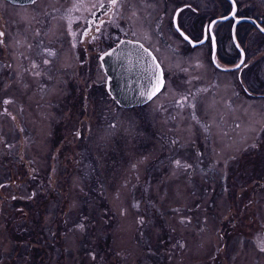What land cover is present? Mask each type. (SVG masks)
Wrapping results in <instances>:
<instances>
[{"label": "rangeland", "instance_id": "rangeland-1", "mask_svg": "<svg viewBox=\"0 0 264 264\" xmlns=\"http://www.w3.org/2000/svg\"><path fill=\"white\" fill-rule=\"evenodd\" d=\"M5 21L0 264H264V243L234 235L264 223V182L244 189L249 177L228 165L264 137V98H227L232 72L187 69L145 105L119 107L102 72L77 71L69 45L44 59L27 19ZM180 96L193 106L175 105Z\"/></svg>", "mask_w": 264, "mask_h": 264}, {"label": "flooded vegetation", "instance_id": "flooded-vegetation-1", "mask_svg": "<svg viewBox=\"0 0 264 264\" xmlns=\"http://www.w3.org/2000/svg\"><path fill=\"white\" fill-rule=\"evenodd\" d=\"M233 3L234 18L217 21L210 26L213 19L228 15L232 11L233 4L230 0H216L214 4L212 0H116L114 5L111 0H27L23 3L19 0H0V61L3 60V48L8 44L7 37L10 33L5 20L12 21L10 30H14L15 23L21 24L27 19L28 23H31L30 30H33L29 47L31 54H43L44 59H49L59 47L65 48V44L69 45L74 60L78 62L77 71L85 74H93L95 77L102 72L105 75L100 60L102 53L120 41L131 40L149 49L161 67L163 86L156 96L169 87L170 75L182 70L198 69L210 74L217 70L232 72L235 79H231L230 85H224L225 91L230 95L227 98L231 99L234 92L239 95L238 100L243 99V96L263 99L264 78L261 67L264 63V50L260 49L264 45L261 42L264 41V34L245 19H251L264 27V0H233ZM4 6L6 11L3 12ZM8 6L11 13H8ZM213 9L222 12L214 17ZM55 16L60 17L61 21L51 22ZM47 29L49 34L54 31V34L49 35L51 38L44 35ZM232 31L236 42L233 41ZM212 37L215 42L214 56L211 49ZM199 41L202 43L192 44ZM201 48H204V53ZM203 61H207V67L201 65ZM234 66L236 67L231 70L220 68ZM249 74L252 76V86L246 78ZM70 82L74 85L73 81ZM208 88L205 90L208 91ZM184 101L185 98L180 96L175 99V105L179 103L181 106H193L190 101ZM263 141L264 137L260 141L251 140L243 146L240 145L237 148L235 163L228 164L231 167L229 170H241V175L249 177L240 178L244 189L249 187L247 184L251 181L264 182V164L260 159L264 156ZM217 153L216 156L225 155H221V151ZM207 165L206 171L211 169ZM245 166L248 167L247 172ZM260 168L263 175L255 174ZM252 216L249 214L245 217L241 214L239 217L237 214L235 218H241V223L245 225L246 219H256ZM223 229L225 232H221V235H226L228 229ZM260 231L264 236V223L252 222L238 228L237 234L234 235H250L251 241L264 243V237L259 238Z\"/></svg>", "mask_w": 264, "mask_h": 264}, {"label": "water", "instance_id": "water-1", "mask_svg": "<svg viewBox=\"0 0 264 264\" xmlns=\"http://www.w3.org/2000/svg\"><path fill=\"white\" fill-rule=\"evenodd\" d=\"M14 1V0H11ZM25 2L27 0H19ZM232 11L225 16L217 17L210 22V26L217 21L234 18L235 5L233 0ZM16 2V1H15ZM254 26L264 34V28L251 19ZM233 39L234 31H232ZM192 42V41H191ZM236 42V40H235ZM202 41L194 42L201 44ZM212 56L215 53V42L212 37ZM101 65L106 76L105 90L112 100L119 107L132 108L145 105L154 98L163 86V77L161 67L152 52L145 48L141 43L123 40L114 47L102 53L100 56ZM234 67H220L222 70H231ZM159 84V90L153 91Z\"/></svg>", "mask_w": 264, "mask_h": 264}, {"label": "snow or ice", "instance_id": "snow-or-ice-1", "mask_svg": "<svg viewBox=\"0 0 264 264\" xmlns=\"http://www.w3.org/2000/svg\"><path fill=\"white\" fill-rule=\"evenodd\" d=\"M111 3L114 5L116 3V0H111ZM158 90H159V84H157V86L155 87L153 94H155V91H158ZM175 163L177 164V166H180V161H176ZM184 167H190V165H184Z\"/></svg>", "mask_w": 264, "mask_h": 264}]
</instances>
